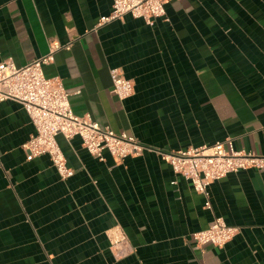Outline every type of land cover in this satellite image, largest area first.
I'll return each mask as SVG.
<instances>
[{"label": "crops", "instance_id": "obj_1", "mask_svg": "<svg viewBox=\"0 0 264 264\" xmlns=\"http://www.w3.org/2000/svg\"><path fill=\"white\" fill-rule=\"evenodd\" d=\"M113 0H0V62L17 66L67 44L44 66L61 78L73 112L146 149L99 160L77 136H57L73 175L47 155L26 160L34 133L22 106L0 103V264H264V168L208 186L210 208L157 151L210 146L264 156V0H172L153 25L125 15L95 27ZM134 84L123 100L109 69ZM222 217L239 232L198 247L193 232ZM119 225L132 252L114 258Z\"/></svg>", "mask_w": 264, "mask_h": 264}, {"label": "built area", "instance_id": "obj_2", "mask_svg": "<svg viewBox=\"0 0 264 264\" xmlns=\"http://www.w3.org/2000/svg\"><path fill=\"white\" fill-rule=\"evenodd\" d=\"M172 0H113L111 11L99 18L95 27L122 19L125 15L141 18L153 25L165 15V5ZM68 48L67 44L50 42L48 52L23 66H17L11 57L0 62V103L11 100L19 103L34 127V133L22 144L26 160L47 155L61 179L69 178L74 171L68 166L57 136L69 140L77 136L93 157L103 160L108 152L120 161L128 156L140 155L146 147L125 132H115L101 125L89 114L77 115L71 108L69 92L61 78L48 77L44 66L53 60L54 53ZM111 92L123 100L133 94L134 84L119 67L109 69ZM160 158L170 164L173 172L190 181L193 189L204 195L205 207L210 208L208 186L229 173L249 168L263 169L264 156L236 150L231 138L216 141L210 146L189 147L177 151H157ZM239 232L219 216L208 226L193 232L191 239L198 247L212 244L223 247ZM114 258H123L132 252L128 237L119 225L106 231Z\"/></svg>", "mask_w": 264, "mask_h": 264}]
</instances>
